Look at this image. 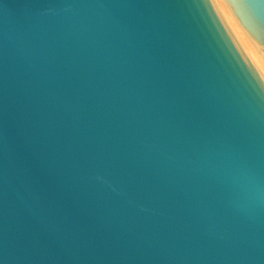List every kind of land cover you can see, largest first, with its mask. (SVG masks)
I'll use <instances>...</instances> for the list:
<instances>
[{
  "label": "water",
  "instance_id": "water-1",
  "mask_svg": "<svg viewBox=\"0 0 264 264\" xmlns=\"http://www.w3.org/2000/svg\"><path fill=\"white\" fill-rule=\"evenodd\" d=\"M0 264H264V0H0Z\"/></svg>",
  "mask_w": 264,
  "mask_h": 264
}]
</instances>
